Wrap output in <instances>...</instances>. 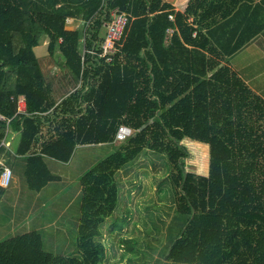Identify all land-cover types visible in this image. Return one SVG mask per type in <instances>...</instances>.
Segmentation results:
<instances>
[{
  "label": "trees",
  "instance_id": "trees-1",
  "mask_svg": "<svg viewBox=\"0 0 264 264\" xmlns=\"http://www.w3.org/2000/svg\"><path fill=\"white\" fill-rule=\"evenodd\" d=\"M114 9L129 23L112 61L87 54L82 63V39L96 48ZM68 19L89 25L69 29ZM261 33L264 0H189L182 13L165 0H0V143L19 133L0 159L25 158L27 185L40 192L58 179L49 160L68 163L78 146H119L79 178V258L46 252L33 231L0 243V264H103L117 172L144 151L167 160L174 190L165 259L264 264V100L224 63ZM40 40L59 55V82L34 55ZM122 125L134 134L117 142ZM184 138L209 145L207 176L186 171Z\"/></svg>",
  "mask_w": 264,
  "mask_h": 264
},
{
  "label": "rangeland",
  "instance_id": "rangeland-1",
  "mask_svg": "<svg viewBox=\"0 0 264 264\" xmlns=\"http://www.w3.org/2000/svg\"><path fill=\"white\" fill-rule=\"evenodd\" d=\"M188 1L165 0L174 3V9L179 11L185 10ZM70 26L74 25L68 23L67 27ZM104 34L105 30L101 29L100 36ZM33 52L49 77L59 82L62 73L58 65L59 55L50 58L46 41L43 40ZM181 145L188 153L186 171L207 176L209 145L188 138H184ZM118 150V144L105 143L77 149L69 164L49 160L52 174L61 178L41 194L27 187L24 168L19 170L13 181L17 189L0 205V209H4L5 219H8L0 222V243L40 229L46 252L54 251L56 255L62 253V257L79 258V178ZM146 152L117 172L119 202L114 213L101 225V236L106 246L103 264H122L121 260H127L128 264H177L165 259L169 247L165 233L167 216L173 211L175 200L169 167L165 158L162 157L163 164L153 153ZM5 161L10 166L8 159ZM15 207L18 211L13 214ZM52 233L56 236L53 237Z\"/></svg>",
  "mask_w": 264,
  "mask_h": 264
},
{
  "label": "crops",
  "instance_id": "crops-1",
  "mask_svg": "<svg viewBox=\"0 0 264 264\" xmlns=\"http://www.w3.org/2000/svg\"><path fill=\"white\" fill-rule=\"evenodd\" d=\"M177 2V0H176ZM169 3V2H168ZM171 4V3H170ZM175 8V4H171ZM176 12H183L179 10H175ZM72 25V24H71ZM74 26H70L69 29H73ZM224 63L228 64L242 80L245 81V84L257 95H259L263 100H264V33L259 34L256 36V38L249 43L247 46H245L241 51L236 52L232 56H230L228 59L224 61ZM19 138V133L18 132H12L11 130L8 131L6 137H5V143H6V154L8 152H14L16 145H17V140ZM82 147H90V146H78L75 148L74 153L76 152L77 149H81ZM73 153V155H74ZM72 155V157H73ZM3 162L5 163L6 161V155L2 157ZM12 166L10 165L12 170H14V177L17 176V173L19 170L25 168V158L21 157H15L12 158ZM72 160V158H71ZM71 160L68 163L64 164H69L71 163ZM6 164V163H5ZM49 165V164H48ZM50 169V168H49ZM51 173L52 170L50 169ZM55 176V175H54ZM58 177V181L60 180V176ZM56 180V181H57ZM14 181V179H13ZM13 181L11 183V186L7 190H2L0 191V205L2 202H5V200H8L10 196L13 194V192L17 189L16 186H14ZM53 182L49 183L46 187H44L39 193L46 191L48 187L52 184ZM22 187V185H21ZM28 187V186H27ZM29 188V187H28ZM30 189V188H29ZM31 190V189H30ZM32 191V190H31ZM79 191V192H78ZM78 194L80 193V188L78 189ZM18 211V208L15 207L13 214H16ZM5 220L4 217V209H0V222H3ZM39 232L42 235V230H35ZM33 232V231H31ZM53 234V237L56 235ZM44 235H42L43 237ZM55 241V239H54ZM43 243H44V248H45V240L43 237ZM105 244V243H104ZM57 244L55 243V246ZM46 250V248H45ZM105 252H106V246H105ZM50 253V251L48 252ZM54 251H52L50 254H53ZM55 256H62V253H59V255ZM166 261H170L173 263H179L175 262L172 258H166ZM120 263L122 264H128L127 260H121ZM183 264V263H181ZM193 264H197V262H194Z\"/></svg>",
  "mask_w": 264,
  "mask_h": 264
},
{
  "label": "built area",
  "instance_id": "built-area-1",
  "mask_svg": "<svg viewBox=\"0 0 264 264\" xmlns=\"http://www.w3.org/2000/svg\"><path fill=\"white\" fill-rule=\"evenodd\" d=\"M171 21H174L173 17L169 18ZM66 23L74 25L75 28L84 26L87 28L89 23H79L71 19L66 20ZM129 23V18L126 14L119 12L117 9L112 10L109 13V20L102 22V27L105 30L102 42L95 48L87 49L84 46V39H82L81 44V57L82 63H84L85 55L93 56L94 59L101 60L105 59L107 62L112 61V57L116 54L118 50V45L121 42L127 25ZM168 34H172L173 30H168ZM17 113L25 114L26 102L23 96L18 97L17 99ZM0 120H5L3 116L0 115ZM8 123V121H7ZM8 132V131H7ZM134 134L133 130L125 125L119 127L116 134L117 142H124ZM7 135V133H6ZM5 135V137H6ZM4 139L0 143V147H6ZM14 179L12 169L7 166L3 159H0V191L7 190L10 188L11 183Z\"/></svg>",
  "mask_w": 264,
  "mask_h": 264
}]
</instances>
